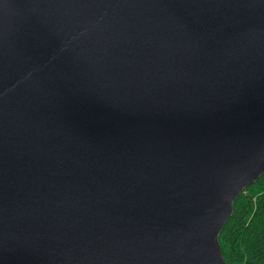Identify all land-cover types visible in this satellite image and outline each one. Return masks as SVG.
Segmentation results:
<instances>
[{
	"label": "water",
	"instance_id": "water-1",
	"mask_svg": "<svg viewBox=\"0 0 264 264\" xmlns=\"http://www.w3.org/2000/svg\"><path fill=\"white\" fill-rule=\"evenodd\" d=\"M264 174V0H0V264H228Z\"/></svg>",
	"mask_w": 264,
	"mask_h": 264
},
{
	"label": "trees",
	"instance_id": "trees-1",
	"mask_svg": "<svg viewBox=\"0 0 264 264\" xmlns=\"http://www.w3.org/2000/svg\"><path fill=\"white\" fill-rule=\"evenodd\" d=\"M219 240L228 264H264V174L234 201Z\"/></svg>",
	"mask_w": 264,
	"mask_h": 264
}]
</instances>
